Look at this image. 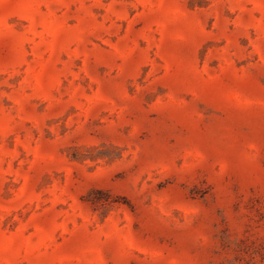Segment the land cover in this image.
Wrapping results in <instances>:
<instances>
[{
	"label": "rangeland",
	"instance_id": "obj_1",
	"mask_svg": "<svg viewBox=\"0 0 264 264\" xmlns=\"http://www.w3.org/2000/svg\"><path fill=\"white\" fill-rule=\"evenodd\" d=\"M0 264H264V0H0Z\"/></svg>",
	"mask_w": 264,
	"mask_h": 264
}]
</instances>
